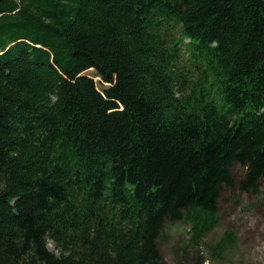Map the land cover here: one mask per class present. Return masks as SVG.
Here are the masks:
<instances>
[{"label":"trees","instance_id":"trees-1","mask_svg":"<svg viewBox=\"0 0 264 264\" xmlns=\"http://www.w3.org/2000/svg\"><path fill=\"white\" fill-rule=\"evenodd\" d=\"M236 164L256 192L264 0H0V264H167Z\"/></svg>","mask_w":264,"mask_h":264},{"label":"rangeland","instance_id":"rangeland-1","mask_svg":"<svg viewBox=\"0 0 264 264\" xmlns=\"http://www.w3.org/2000/svg\"><path fill=\"white\" fill-rule=\"evenodd\" d=\"M179 67L192 70L186 53ZM95 82L99 91V84ZM244 172L238 164L233 167L234 187H223L217 199L219 222L196 245L190 241L189 224L181 220L165 221L157 246L167 264H195L196 260L200 264H264V177L256 192L239 191L238 181ZM228 232L233 233L236 242L213 253L211 248ZM47 247L54 250L50 243Z\"/></svg>","mask_w":264,"mask_h":264}]
</instances>
